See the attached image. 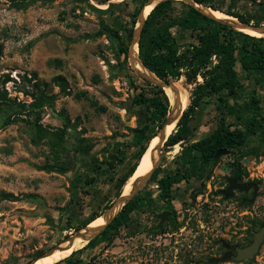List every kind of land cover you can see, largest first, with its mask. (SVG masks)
<instances>
[{
    "label": "rangeland",
    "instance_id": "obj_1",
    "mask_svg": "<svg viewBox=\"0 0 264 264\" xmlns=\"http://www.w3.org/2000/svg\"><path fill=\"white\" fill-rule=\"evenodd\" d=\"M110 2L119 7L100 14L88 5L106 9ZM137 2L50 0L17 9L0 0V42L4 44L0 75L12 77L6 83L9 95L30 102L24 90L32 86L23 76H32V84L56 95L42 123L59 128L66 114L72 124L65 136L66 150L60 154L67 167L63 171L37 169L36 164L53 163L55 157L43 140L32 142L34 129L25 121L0 128V190L29 194L17 201L0 200V264L29 262L37 252L74 233V227L94 212L103 213L120 196V181L146 140H140L134 129L146 120L147 112L133 99L140 90L153 95L152 86L121 51L129 49L132 40L129 29ZM262 2L214 0L223 10L255 17L264 15ZM181 10L177 2L172 14L179 16ZM236 69L241 83L237 94L224 90L220 97L211 95L192 113L184 140L171 147L163 145L158 178L168 174L179 178L169 191L162 192L154 178L142 180L143 199L116 233L99 238L94 248H82L70 263L64 259L57 264L78 259L84 264H264V246L249 260L222 259L227 256L222 255L224 241L242 243L241 233L252 215L245 218V206L216 197V190L231 171L239 169L245 177L262 182L264 198V74L248 75L239 64ZM171 81L188 92V106L195 83L184 76ZM139 112L144 113L142 121ZM253 116L255 123L250 121ZM222 119L246 133L245 143L226 147L230 154L209 162L192 150L190 156L196 161L187 163L189 155L183 154V148L212 133ZM257 205L251 211L261 218L264 208ZM165 214L172 218L166 216L157 230Z\"/></svg>",
    "mask_w": 264,
    "mask_h": 264
},
{
    "label": "trees",
    "instance_id": "obj_2",
    "mask_svg": "<svg viewBox=\"0 0 264 264\" xmlns=\"http://www.w3.org/2000/svg\"><path fill=\"white\" fill-rule=\"evenodd\" d=\"M5 1L9 2L10 6L14 8L26 9L38 1L50 0ZM82 1L89 2V0ZM95 1L103 4L111 0ZM145 1L146 0H138V6L132 13V27L129 29L130 40L138 14ZM196 1L213 9H218L229 15L238 17L246 23H253L257 26H261L264 23V15L258 17L253 15L245 16L244 14L232 12L231 9L223 10L222 7L214 3V0ZM177 2L182 5L181 14L179 16L172 14L174 4ZM88 5L93 11L99 14L106 13L114 7H119V4L112 2L109 3L106 9L97 8L91 3ZM261 6L263 7L262 12L264 13L263 2ZM118 31L119 30L114 32L115 35H117L116 33H118ZM121 51L127 57L128 47H122ZM3 53L4 44L0 42V61ZM139 54L143 63L162 79L171 81L172 79H179L184 76L187 82L195 83L188 106V92L179 86L180 83H177L184 93L187 108L185 106L186 109L176 129L173 130L165 142V146L167 147L174 146L184 140L185 133L183 131H187L192 113L197 107L204 103L207 98L213 94H219L220 97L221 92L224 90H227L229 95L237 94L238 90L241 88L240 74L236 69L237 64H239L242 71H245L248 75L254 73L264 74V37H256L236 30L230 25L203 14L181 0L162 1L151 11L142 29L139 41ZM199 77L203 79L201 83L198 81ZM23 78L24 81L31 83L32 86L31 90L27 88L24 90V94L32 98L30 102L10 96L9 90L6 88V83L10 81L12 77L9 73L0 75V115L5 114V116L2 117L0 128H6L19 119L25 121V123L34 129L35 134L32 137V142L38 143L43 140L45 144L51 148L55 157L53 163L47 162L43 165L36 164L37 169L45 171H63L67 167L66 163L61 162L60 154L66 150L65 136L68 128L72 126L70 119L66 114H62L64 115V123L63 126L59 128L43 124V114L46 112L47 108L53 109L56 95L48 94L46 89L38 87V83L36 85L34 83L32 84L34 77H28L26 75L23 76ZM56 78L61 79L60 76H56L55 79ZM146 82L152 86L153 95L149 96L144 90H140L133 99L136 105L144 106L147 112L146 120L139 124V127L134 129L140 140H146L141 146L142 148L137 156L136 162L125 176L122 177L118 195L122 193L123 186L135 171L150 140L162 127L170 110L169 98L163 88L158 85H153L148 81ZM34 85L37 86V88H35ZM61 86V90L66 92L67 87L63 84H61ZM135 88L138 89L139 86L135 84ZM254 102L257 103L258 101L254 99ZM237 117L241 119L242 115L238 113ZM250 121L255 123V121H257L256 117L253 116ZM225 123L224 119H222V123L212 133L183 148V154L186 153L189 155V158L186 159L187 163L196 161L194 160L196 159L194 155H192V157L190 156L192 150L199 151L203 161L209 162L216 161L215 153L218 149L240 146L245 143L246 133L238 127L231 128V126L225 125ZM158 159L159 153L156 161ZM156 161L154 163H156ZM154 163L150 166L148 173L154 168ZM110 165L114 167L113 163ZM159 169L160 167L158 166L150 179L154 178L158 182L160 190L166 193L169 191L171 185L177 182L179 178L171 174L158 178ZM27 196H29V194H15L10 191L0 190V200L17 201L27 198ZM142 199L143 196L141 192H138L123 206L119 214L106 226V228L86 246H94L99 238L110 232L116 233L120 226L129 220L130 213L139 206ZM109 206L110 205H107L106 209ZM100 215V212H94L75 227H68H74L78 230ZM79 251H81V249L76 252ZM76 252L67 257L65 261L70 263ZM41 253V251L37 252L34 257ZM222 259L229 260L230 257L223 256ZM73 264H84V262L78 259Z\"/></svg>",
    "mask_w": 264,
    "mask_h": 264
},
{
    "label": "bare ground",
    "instance_id": "obj_3",
    "mask_svg": "<svg viewBox=\"0 0 264 264\" xmlns=\"http://www.w3.org/2000/svg\"><path fill=\"white\" fill-rule=\"evenodd\" d=\"M159 1L160 0H152L150 2V4H147V6L145 7V10H144V15H147L152 10L154 5L157 2H159ZM204 9L207 12H209L210 14H212V15L220 18V19H233V20L236 21V19H234L230 15L226 14L225 12H221V11H218V10H212V9H209V8H206V7H204ZM237 25L241 26L240 24H237ZM241 29L244 32H246L248 34H251L253 36L264 37V29H258V28H254L253 26H243V25L241 26ZM138 30H139V25L137 27L136 37H137V34H138ZM138 51H139L138 50V46L134 45V49H133V52H132V55H131V61L130 62H132L134 67L137 70L141 71L148 78H150L152 80L160 81L158 78H156L154 76L153 73H151L150 70H148L147 68H145L141 64V61H140L139 56H138L139 55ZM175 86H176V84H175ZM165 89L168 92V94L170 96V99H171V110L169 112V116L175 119L178 116V114L183 109H185L186 100H185V97H184V93L181 90V88L178 87V86L176 87L177 93L169 85L166 86ZM177 94L179 95L178 98H177ZM177 99H178V101H177ZM175 126H176V120H174L171 124H168L165 127L164 132L162 131V134H158L157 135V133H156L154 135V137L150 140V143L148 145L150 147L148 148V146H147L148 149L146 148L147 152L146 153L144 152L145 155H144V157L142 159L141 165L139 166V168L136 170L135 173L133 172L132 177L130 178V180L124 186L123 193H122V198H121V200H119V202L114 204L113 207L110 210H108L106 213H104L106 211L105 210L103 212L104 214L101 213V216H99L96 219H94L86 228L82 229L80 231L79 235L73 241L64 242L61 245L60 248H56V249L53 250V252L46 254L42 258H39L37 261L34 262V264H56L57 262H59V261H61L63 259H66L67 257L71 256L74 252H76L81 247L85 246L87 244L88 239L100 227L105 226V224L108 222V220L111 218V216L113 214H115L119 210L120 206L122 205L123 200L128 195H130L136 188H139V187H141L143 185L140 182L147 178V176L149 175L147 173H148V170H149L150 166L156 161L157 155L159 153V147L162 144L161 143L162 142L161 138H163V134H165V136H168L174 130ZM153 169L151 170V172H153ZM83 235H85V236H83ZM34 259H35V257H34Z\"/></svg>",
    "mask_w": 264,
    "mask_h": 264
},
{
    "label": "water",
    "instance_id": "obj_4",
    "mask_svg": "<svg viewBox=\"0 0 264 264\" xmlns=\"http://www.w3.org/2000/svg\"><path fill=\"white\" fill-rule=\"evenodd\" d=\"M152 0H146L145 1V3L143 4V6H142V8H141V10H140V12H139V14H138V17H137V21H136V24H135V26H134V28H133V33H132V40H131V42H130V45H129V49H128V54H127V56H128V60H129V63H130V65L132 66V68L136 71V72H138L145 80H147L148 82H150L151 84H153V85H158V86H160L161 88H163V90L165 91V93H166V95L168 96V98H169V102H170V110H171V99H170V96H169V94H168V92L166 91V89H165V87L166 86H171V88H173V90H175L176 91V93H177V90H176V86H175V83H173L172 81H166V80H164V79H162L161 77H159L154 71H152L149 67H147L144 63H143V60H142V58L140 57V54H139V51H138V56H139V59H140V61H141V64L145 67V68H147L148 70H150L151 71V73H153L154 74V76L156 77V78H158L160 81H157V80H152V79H150V78H148L147 76H145L141 71H139V70H137L135 67H134V65L132 64V62H130L131 61V55H132V52H133V49H134V45H137L138 46V50H139V41H140V38H141V33H142V29H143V26H144V24H145V22L147 21V18H148V15L151 13V11L160 3V2H162V1H165V0H160L159 2H157L155 5H154V7L152 8V10L147 14V15H144V10H145V7L147 6V4H150V2H151ZM181 1H184L185 3H187V4H189V5H191L192 7H194V8H196L197 10H199L200 12H202L203 14H205V15H207V16H209V17H211V18H213V19H215V20H217V21H220V22H222V23H224V24H227V25H230V26H232L234 29H236V30H239V31H242V32H244L242 29H241V26L243 25V26H253L254 28H258V29H264V26H257V25H254L253 23H246V22H243L242 20H240L238 17H235V16H232V15H230L231 17H233L234 19H236V21L235 20H233V19H220V18H218V17H216V16H214V15H212V14H210L209 12H207L205 9H204V7H206V8H209V9H212V10H218V9H213V8H211V7H208V6H206V5H204V4H202V3H199L198 1H196V0H181ZM218 11H221V10H218ZM221 12H223V11H221ZM227 14V13H226ZM229 15V14H228ZM141 20V21H140ZM140 23V24H139ZM237 24H240L241 26H238ZM138 25H139V30H138V34H137V37H136V32H137V27H138ZM244 33H246V32H244ZM248 34V33H247ZM249 35H251V34H249ZM253 36V35H252ZM256 37H259V36H256ZM178 94H177V98H178ZM177 101H178V99H177ZM170 110H169V112H170ZM184 110L185 109H183L179 114H178V116L174 119V118H172V117H170L169 116V112H168V114H167V118H166V120H165V122L163 123V125H162V127L158 130V132H157V135L158 134H162V131L164 132V130H165V127L168 125V124H171L174 120H176V126H177V124H178V122H179V120H180V118L182 117V115H183V112H184ZM139 121H142V119H143V117H144V113H142V112H139ZM173 132V131H172ZM171 132V133H172ZM170 133V134H171ZM169 134V135H170ZM156 135V136H157ZM169 135L168 136H165V134H163V138H161V140H162V144H161V146L159 147V162L157 163V165L155 166V168L153 169V172H154V170L158 167V165H159V163H160V160H161V152H162V147H163V145L165 144V142L167 141V139H168V137H169ZM150 146H148V148H149ZM147 148V149H148ZM147 149H146V151H145V153L147 152ZM145 153L142 155V157H141V159H140V161H139V163H138V165H137V167H136V169H135V171H134V173L136 172V170L139 168V166L141 165V162H142V159H143V157H144V155H145ZM228 153H230V150L228 149V148H221V149H219V150H217V152L215 153V157H219V156H222V155H225V154H228ZM153 172H151L148 176H147V180L152 176V174H153ZM147 182V181H146ZM232 182H235V180L233 179L232 181H231V186L228 188V191H231L232 190V185H234V184H232ZM145 185V184H144ZM144 185H142L141 187H139V188H136L130 195H128L124 200H123V202H122V205L120 206V208H119V210L115 213V214H113L112 216H111V218L108 220V222L105 224V226H103V227H100L89 239H88V241H87V244L92 240V239H94L96 236H98L105 228H106V226L119 214V212L122 210V208H123V206L127 203V202H129L139 191H140V189L144 186ZM236 187H238V188H240L241 190H247V189H249L251 186H245V185H236ZM226 196H229V195H226ZM121 198H122V194H120V196L118 197V199L115 201V202H113L109 207H108V209L104 212V213H106L108 210H110L112 207H113V205L114 204H116L117 202H119V200H121ZM103 213V214H104ZM101 216V215H100ZM166 214L165 215H161V222H163L165 219H166ZM99 217V216H98ZM93 221V220H92ZM91 221V222H92ZM90 222V223H91ZM90 223H88L87 225H85V226H83V227H81V228H79L78 230H76L74 233H71L70 235H68V236H66L63 240H61V241H59L58 243H56L55 245H53L52 247H50L49 249H47L46 251H44V252H42L41 254H39L37 257H35V259L33 258L32 260H30L27 264H34V262L35 261H37L39 258H42L43 256H45L46 254H48V253H51V252H53V250L54 249H56V248H60L61 247V245L64 243V242H66V241H73L78 235H79V233H80V231L82 230V229H84V228H86ZM83 236H85V235H83ZM263 239H264V223L262 224V226H261V229L259 230V231H257V233L255 234V238H254V241L249 245V246H247V247H245V248H242V249H239V251H238V254H237V256H235V259L236 260H245V259H251V258H253L254 257V255L257 253V251L259 250V246H260V244L263 242ZM86 244V245H87ZM85 245V246H86ZM84 246V247H85ZM84 247H82V248H84ZM82 248H80V249H82ZM79 250V249H78Z\"/></svg>",
    "mask_w": 264,
    "mask_h": 264
},
{
    "label": "flooded vegetation",
    "instance_id": "obj_5",
    "mask_svg": "<svg viewBox=\"0 0 264 264\" xmlns=\"http://www.w3.org/2000/svg\"><path fill=\"white\" fill-rule=\"evenodd\" d=\"M217 159L218 157H216V160ZM233 179L235 180V182H232V184H234L232 185V190L228 191V188L231 186V181ZM236 185H245V186H251V187L247 190H241L240 188L236 187ZM216 191L218 192V195L216 197H219L220 199H223L225 201H228L230 199L236 200V203L241 204L242 206H245L247 208L243 212L245 218L246 217L249 218V214L252 215V218H250L251 223L249 224V226H245V228L243 229V232L241 233V235L244 236V240L242 243L238 241L234 242L231 239L224 241L223 245L225 249L222 255L227 254V256L230 257L229 260H232L233 258H235V256H237L239 249L249 246L254 241L255 234L257 233V231L261 229V226L264 223V215L260 218L261 215L258 212L251 211V208H254L257 204L263 205L261 208H264V203L261 202L264 199L263 192H262V182L258 179H250L248 177H245V175L242 174L240 170L238 169L237 171H231L226 177V181L224 185L218 188V190ZM226 195H229V196H226ZM257 207H259V205H257ZM170 218L172 217L169 216L168 220ZM161 223L162 222L160 218V221L157 223V226H156L157 230L160 228ZM95 246L96 244L94 246H86L83 248V250L88 247L94 248ZM263 246H264V239H263V242L260 244L259 250L254 255V257H256L261 252V250L263 249ZM245 260H249V259H245Z\"/></svg>",
    "mask_w": 264,
    "mask_h": 264
},
{
    "label": "built area",
    "instance_id": "obj_6",
    "mask_svg": "<svg viewBox=\"0 0 264 264\" xmlns=\"http://www.w3.org/2000/svg\"><path fill=\"white\" fill-rule=\"evenodd\" d=\"M14 75H15V77H17V76H16V73H15Z\"/></svg>",
    "mask_w": 264,
    "mask_h": 264
}]
</instances>
